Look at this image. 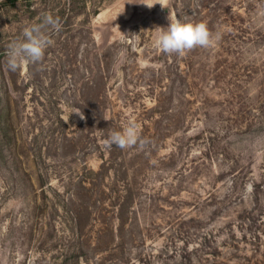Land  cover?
<instances>
[{"label": "rangeland", "instance_id": "374dc122", "mask_svg": "<svg viewBox=\"0 0 264 264\" xmlns=\"http://www.w3.org/2000/svg\"><path fill=\"white\" fill-rule=\"evenodd\" d=\"M144 2L0 0V264H264V0ZM44 13L61 30L13 80ZM172 19L218 39L164 54ZM130 121L146 144L107 148Z\"/></svg>", "mask_w": 264, "mask_h": 264}, {"label": "clouds", "instance_id": "9594fccd", "mask_svg": "<svg viewBox=\"0 0 264 264\" xmlns=\"http://www.w3.org/2000/svg\"><path fill=\"white\" fill-rule=\"evenodd\" d=\"M142 4L152 8L157 3L152 4L151 0H146ZM169 21L168 27L161 28L154 41V46L164 54L184 56L198 47L211 48L218 39V36L214 37L203 22L185 23L180 19ZM61 27L59 18L51 13H44L39 22L26 25L21 37L11 41L7 46L8 70L15 72L28 64L39 65L44 59L45 50L54 43L50 33L60 31ZM77 113L80 114L81 119H84L81 112ZM145 144L146 140L141 135L140 125L133 121L122 130L110 131L105 140L107 148L116 146L121 150L143 147Z\"/></svg>", "mask_w": 264, "mask_h": 264}, {"label": "trees", "instance_id": "16d2710c", "mask_svg": "<svg viewBox=\"0 0 264 264\" xmlns=\"http://www.w3.org/2000/svg\"><path fill=\"white\" fill-rule=\"evenodd\" d=\"M16 73H17V71L12 73L13 80H15V74ZM9 121H10L9 127L11 129L13 127L12 113L9 114L8 122ZM9 127L6 124V132H7L6 137L8 138L9 145L11 143H13L12 144L13 146L11 147V148H13V151H16V148H17V140H16L17 134L15 133L11 137L10 136V132L11 131H10ZM85 183L86 182L84 180L80 183L82 189H84V190L87 189L86 186L84 185ZM73 197H75V199H76L75 202L71 199V204H73L74 206L71 205V208L68 209L69 210L68 212H69V214H71L73 222H74V232H73L72 238H73V241L78 242V245L76 246V249L77 250L80 249L81 253H83V251L85 249L84 238H87L88 234H86V232H85V228L83 226V221L81 219H82L83 216H86L87 214H91V213H89V207L88 206L84 207V200L82 199V197H80V193L75 194ZM132 199L133 198H132L131 195H129V197L127 196V202L128 203H130V201ZM76 257L81 258L80 254L79 255L76 254Z\"/></svg>", "mask_w": 264, "mask_h": 264}]
</instances>
